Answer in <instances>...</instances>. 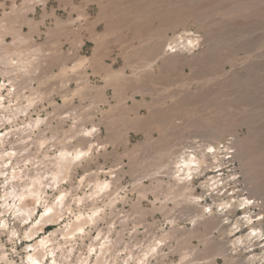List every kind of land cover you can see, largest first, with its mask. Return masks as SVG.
<instances>
[{
  "label": "rangeland",
  "instance_id": "obj_1",
  "mask_svg": "<svg viewBox=\"0 0 264 264\" xmlns=\"http://www.w3.org/2000/svg\"><path fill=\"white\" fill-rule=\"evenodd\" d=\"M0 97V257L23 263L8 205L42 177L46 236L85 227L69 263L264 264V0H0ZM63 149L86 154L55 184ZM192 153L215 165L177 173Z\"/></svg>",
  "mask_w": 264,
  "mask_h": 264
},
{
  "label": "bare ground",
  "instance_id": "obj_2",
  "mask_svg": "<svg viewBox=\"0 0 264 264\" xmlns=\"http://www.w3.org/2000/svg\"><path fill=\"white\" fill-rule=\"evenodd\" d=\"M164 2H165V0H164ZM116 3H117V1H116ZM166 8H168V7H166ZM170 11H172V10H170ZM170 11L168 10V13ZM171 13H173V12H171ZM174 13H176V12H174ZM165 15L166 14H164V17H166ZM185 15H186V13H185ZM190 16H192V15H190ZM184 18H186V17H184ZM163 21L164 20L162 19V23H163ZM160 24H161V22H160ZM164 24L166 25V23H163V25ZM161 27H159V29ZM161 30L165 31L166 29L161 28ZM162 31H160V32H162ZM151 32H153V31H151ZM149 34L151 35V33H149ZM189 42H190V44H193L194 41L189 40ZM175 46L177 48L178 45H175ZM170 51H172V50H170ZM0 99H1V97H0ZM0 106H2L1 103H0ZM171 135H172L171 137H174L173 134H171ZM4 136H5L4 134H2L0 136V142ZM169 136H170L169 134L168 135L165 134V136H164L162 133L161 137H163V139L165 140V139L169 138ZM165 142H166V140H165ZM210 149H212V152H213L212 160L217 165L215 168H220L221 166H223V164L221 163V159L223 157H221V159H220L216 155V150H214L213 147H210ZM83 154L85 155L86 153H83L81 150L77 151L75 153H70L64 149L62 151H60V153L57 157L56 163H55L56 168H57V172L52 174L53 181L55 184H58L60 182V176L65 175V173L68 172V170H69L70 166L73 164V162L76 159H78L80 156H82ZM12 155H13V153H7L5 156L11 158ZM233 157H229V158L233 159ZM201 158L202 159L196 157L195 153L189 154L188 156H186V158L184 157V161H182L181 164L179 163L180 166L177 169V173H182V175H185L187 177H191L192 175H194L195 172L200 171V173L203 174V172H206L205 171L206 169H210L215 165L214 163H212V161H211V163H209V161H208L209 159H206L205 156H202ZM222 171L223 170H218L217 172H222ZM16 175L17 174L14 173L12 180L20 178L19 176H16ZM213 180L215 181L214 183L212 182L213 187L216 186L217 187L216 190H218L219 189V187H218L219 183L223 182V179H220L217 181L216 177H214ZM220 192H221V190H220ZM13 194L14 193H6L3 197L7 198L9 196H12ZM42 194H43V178L42 177H36L34 179H31L30 184L24 188L22 193L14 194L13 198H16L17 202H19V204L14 203L13 206L8 205L9 209L13 210V213H12L13 218L16 220H19L20 223H23L24 224L23 227H26V226L30 227L32 225V228H27L25 230L23 238H21V236H19V240L22 241L21 246H24L23 251H21L19 253L17 248L16 247L14 248V246H13V250H14V253L16 255L15 257L17 259L18 257H20L23 254L24 258H22V260H23L22 264H62V261H60L59 258L63 259V262H66V264H72L71 262L70 263L68 262V259L74 253V247L71 245L70 250L69 249L66 250L64 247H65V245L71 244L72 242L76 243V239H75L76 235H77L76 233H84L85 232V227L82 224L81 219H80L81 217L77 218L76 227H71V224H66L65 227H61L60 230H58V231L57 230L51 231L50 233H48L49 235L46 236L47 232L53 226H57V225H60L61 223H63V220H62L63 216L61 214H62V210L65 207L66 195L61 193L60 196L58 197V202L54 205L46 206L44 212L40 215V211L38 208H39V206L42 205ZM230 200L231 199L226 200L225 202H223L219 206L225 207V206L231 205V207H232ZM6 201L7 200L5 199V202ZM249 203H250L249 199H245V203L244 202L241 203V205L245 206L244 210H247ZM0 214H2V213H0ZM38 216H39V220L37 221V218L34 219V217H38ZM248 218H249V221L253 220L252 216L248 217ZM90 219L92 222L94 221L93 217H90ZM237 224H238V222H237ZM0 225H1L3 230H8L10 235H16L17 234V232L15 230H12L10 232V229H11L10 228L11 227L10 221L6 219V216H4L3 218L0 219ZM238 227H240V226L238 225ZM256 230H255V228H253L252 229L253 233ZM57 234H60L62 236L63 244H61V243H57V245L55 244V242H56L55 237L57 236ZM99 235H100V233H99ZM92 249H93V247H92ZM105 250H106V253H108L109 247L108 246H104V247L102 246L101 248H99V254L97 253V251L94 252V255L91 254L92 256H95L94 261H91V256L86 258V257H82V255H80L77 259V262H78V264H112L111 262H108L107 259H105V258H104L105 260H103V255L105 254V252H104ZM91 252H93V250H91ZM6 254L7 253H5V252L3 254H1L0 264H3V262H5L6 264H14L15 261L11 260V259H7ZM66 254H68V256Z\"/></svg>",
  "mask_w": 264,
  "mask_h": 264
}]
</instances>
